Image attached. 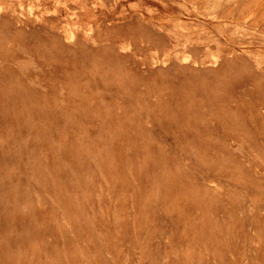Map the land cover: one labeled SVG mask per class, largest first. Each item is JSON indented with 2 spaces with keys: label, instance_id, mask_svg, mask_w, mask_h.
Instances as JSON below:
<instances>
[{
  "label": "rangeland",
  "instance_id": "374dc122",
  "mask_svg": "<svg viewBox=\"0 0 264 264\" xmlns=\"http://www.w3.org/2000/svg\"><path fill=\"white\" fill-rule=\"evenodd\" d=\"M0 264H264V0H0Z\"/></svg>",
  "mask_w": 264,
  "mask_h": 264
},
{
  "label": "bare ground",
  "instance_id": "6f19581e",
  "mask_svg": "<svg viewBox=\"0 0 264 264\" xmlns=\"http://www.w3.org/2000/svg\"><path fill=\"white\" fill-rule=\"evenodd\" d=\"M187 60V59H186ZM183 61H184V59H183Z\"/></svg>",
  "mask_w": 264,
  "mask_h": 264
}]
</instances>
